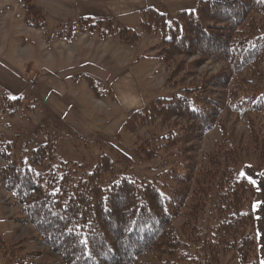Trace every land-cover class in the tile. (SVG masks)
I'll return each instance as SVG.
<instances>
[{
    "label": "trees",
    "instance_id": "16d2710c",
    "mask_svg": "<svg viewBox=\"0 0 264 264\" xmlns=\"http://www.w3.org/2000/svg\"><path fill=\"white\" fill-rule=\"evenodd\" d=\"M23 3L25 23L43 29L42 9L31 0ZM141 14L138 28L116 29L122 43L135 44L141 32L160 33L153 56L159 61L198 54L200 59L187 63L186 68L205 60L226 64L224 70L197 86L157 96L123 123L125 130L137 132L155 122L185 119V124L163 137V146L171 147L173 155L183 162V171L174 167L166 175L174 185L125 176L105 185V174L115 172L109 156H103L92 171L82 165L73 168L74 164L59 157L56 142L47 140L23 160L17 158L15 144L1 137L0 157L5 164L0 166V186L22 207L23 216L17 221L31 224L39 236L34 241L59 256L60 261L52 264H198L193 248L202 242L214 260L232 251L240 264H262L254 208L257 188L238 167L240 146L226 130L229 148L210 154L208 167L198 170L191 143L215 127L224 108L245 120L255 113L264 118V91L235 93L229 89L235 76L245 70L262 74L264 29L254 15L264 19V0H197L193 8L178 11L172 19L154 7ZM89 20H79L78 32L87 28L105 38L106 32L99 31L102 21ZM74 29L68 34L60 31L59 38L71 40ZM184 65L174 66L172 76L182 72ZM84 77L96 97L102 98L109 91L94 77ZM14 100L20 102L21 98ZM252 131L261 164L264 137L258 128ZM147 144L134 149L143 161L156 157L160 148ZM122 156L131 160L126 154ZM208 214L211 227L205 240L204 217ZM178 218H182L180 225L175 223ZM147 252L157 255L155 262L141 259ZM23 262L21 258L12 263Z\"/></svg>",
    "mask_w": 264,
    "mask_h": 264
},
{
    "label": "rangeland",
    "instance_id": "374dc122",
    "mask_svg": "<svg viewBox=\"0 0 264 264\" xmlns=\"http://www.w3.org/2000/svg\"><path fill=\"white\" fill-rule=\"evenodd\" d=\"M31 1L45 15L43 29L25 23L23 0H0V66L17 75L25 87L17 93L14 86L8 89L0 81V139L4 137L13 142L17 158L23 157V160L34 147L47 140H54L61 159L74 164L73 168L82 165L87 171H92L103 156H109L115 164V172L105 174V185L114 178L124 176L135 180H156L159 185L165 182L174 185L166 175L174 167L183 171V162L173 155L171 147L163 146L166 143L163 137L171 129L185 124V119L172 118L166 123L155 122L139 127L137 132L125 130L123 123L134 110L144 108L157 96H168L185 87L197 86L203 79L224 70L226 64L205 60L186 68L187 63L200 59L198 54H180L168 62L159 61L153 56L158 51L160 33L141 32V39L128 45L120 41L116 29L138 28L142 21L141 12L148 7H154L166 13L168 19H172L178 11L193 8L197 0ZM92 10L98 18L88 14ZM84 14L88 15L84 17ZM254 16L264 29L262 16ZM82 18L90 19L89 22L101 20L99 31L106 32V37L102 38L97 31L92 37L76 38L79 33H90L86 31L87 28L78 32L77 23ZM73 26L76 30L74 29L71 40L59 38L60 31L64 30L68 34ZM110 28L112 30L109 32ZM181 62L185 63V69L173 77L172 69ZM87 67L89 70L94 68L98 75L111 82L103 85L109 89L104 97H96L88 87L84 77L86 74H79ZM261 71L262 74H258L253 70H245L235 76L229 89H233L235 93L240 90L246 93L263 92L264 66ZM69 73L76 75L64 80L63 77L66 75L68 78ZM41 78L45 79V91L53 86L50 79L65 83L57 94L69 107L75 120L73 127L82 130L84 123L89 125L91 130L87 135L83 133L79 134L80 137H75L71 133L76 132L71 129L72 125L53 111L48 99L40 97L38 93L34 94V88L41 83ZM110 84L113 90L109 88ZM214 96L219 97L216 94ZM17 97L21 98L20 102H15ZM229 98L230 96L226 100ZM245 119L227 108L221 110L215 127L191 143L194 147L192 155L198 170L208 167L210 154L229 148L224 135L227 130L241 149L238 167L255 179L258 187L260 184L254 203L257 201V205H264V160L260 164L258 150L251 135L252 129L258 128L264 137V118L255 113L251 114L249 120ZM147 143L160 148L156 157L143 161L134 149L141 145L148 147ZM122 153L131 160H124ZM4 164L5 161L0 157V166ZM22 216V207L0 186V264H13L12 262L21 258H24V262L16 264L59 262L56 253L34 241L39 236L31 224L17 221ZM204 218L207 222L203 226V236L207 240L211 217L208 214ZM175 223L180 225L182 218H178ZM207 246L206 242H202L193 248L199 258L198 264H240L239 256L232 251L217 260L212 259L210 253L207 254ZM156 257L155 253L147 252L141 259L155 262Z\"/></svg>",
    "mask_w": 264,
    "mask_h": 264
},
{
    "label": "crops",
    "instance_id": "0c3cea01",
    "mask_svg": "<svg viewBox=\"0 0 264 264\" xmlns=\"http://www.w3.org/2000/svg\"><path fill=\"white\" fill-rule=\"evenodd\" d=\"M88 14H91L97 18L99 17L97 14L93 13V10H92V13H88ZM87 15L84 14L82 16L85 17ZM94 32L96 34L97 31H93L90 33H79L76 38H79L80 36H82L83 38H87L89 36L92 37ZM95 34H94V36H95ZM92 67H94V66H92ZM80 72H82V73H79V74L90 75V76L94 77L99 82H103L105 84L111 83L105 77H101L100 75H98L95 72L94 68H90V70H89L87 67L86 70H82ZM72 75H76V74L75 73H69V75L67 76L68 78H66V75H65L63 77V79L67 80L70 77H72ZM0 79H1L0 81L3 82L4 86L7 87L8 89H10V87L14 86V88H16L14 91L17 93H19L21 90H23V88H25L23 86L22 80L17 75H15L13 73H9L5 69L3 70L1 68V66H0ZM40 82L43 84L41 86V83H39L37 88H34V92H35L34 94L36 95L38 93L40 97H45L46 99H48L49 104L52 107L53 111H55V113L57 115L61 116L62 119H64V121H66L68 124L72 125L71 127H73L75 124V120L71 116L69 107L63 102L64 100H62V98L60 96H58V94H57L58 91H60L59 89H61V87L64 86L65 83H63V81H60V80L50 79L49 82H51L53 84V86H51V88L48 89V91H45V88H46L45 79L41 78ZM88 87H89V85H88ZM109 88H111V90H113L111 84H110ZM89 89H90V87H89ZM84 125L85 126L82 130L81 129L77 130L75 127L71 128V129L75 130L78 135L83 134V133H85L87 135L89 130H91V129H89V125H87L85 123H84ZM90 128H92V127H90ZM85 139H87V138H85ZM248 177L254 181L256 188H257V191H258L260 184L258 187V183L255 181V179H252L250 176H248ZM254 208H255V215H256V219H257V233H258V241H259V247H260V255H261L262 264H264V205H257V201H256Z\"/></svg>",
    "mask_w": 264,
    "mask_h": 264
}]
</instances>
